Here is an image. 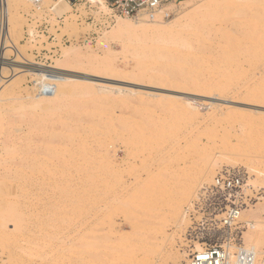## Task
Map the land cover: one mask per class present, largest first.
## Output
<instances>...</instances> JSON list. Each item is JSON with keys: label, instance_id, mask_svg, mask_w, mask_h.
Returning a JSON list of instances; mask_svg holds the SVG:
<instances>
[{"label": "rangeland", "instance_id": "obj_1", "mask_svg": "<svg viewBox=\"0 0 264 264\" xmlns=\"http://www.w3.org/2000/svg\"><path fill=\"white\" fill-rule=\"evenodd\" d=\"M8 1L0 56L30 63L0 68V264H182L204 245L250 246L249 236L253 264H264V0L208 11L187 0L170 23L197 11L168 38L102 42L112 26L91 45L63 46L89 30L68 3ZM68 47L70 66L107 86L40 85ZM225 174L243 182L232 235L214 223L230 206L213 187Z\"/></svg>", "mask_w": 264, "mask_h": 264}, {"label": "built area", "instance_id": "obj_2", "mask_svg": "<svg viewBox=\"0 0 264 264\" xmlns=\"http://www.w3.org/2000/svg\"><path fill=\"white\" fill-rule=\"evenodd\" d=\"M36 8L42 7V0H28ZM73 11L77 23H84L89 30L75 38L63 37L60 45L78 42L79 44H93L106 30L114 26L117 19H127L133 22L165 23L170 22L178 14L181 5L187 0H64ZM83 4V5H82ZM80 6H84L81 13ZM39 9V10H40ZM61 18H57L59 22ZM41 26V27H40ZM42 34H46L52 42L58 43L53 34L48 33L50 28L46 21L39 25ZM58 32V31H56ZM33 35L38 31H33ZM40 34V33H39ZM29 38L32 36L29 35ZM57 54V52H55ZM214 189L227 195L230 203L215 226L228 231L230 235L237 233L243 226L240 222L241 208L238 207L243 182L240 176L225 174L215 179ZM256 254L253 249L244 244H236L231 238L219 246L204 245L199 251L192 252L187 262L182 264H253Z\"/></svg>", "mask_w": 264, "mask_h": 264}, {"label": "bare ground", "instance_id": "obj_3", "mask_svg": "<svg viewBox=\"0 0 264 264\" xmlns=\"http://www.w3.org/2000/svg\"><path fill=\"white\" fill-rule=\"evenodd\" d=\"M45 1V0H44ZM217 0H207L204 5L202 6V10L205 9L206 11L210 10V6L214 3H216ZM7 2L9 3L8 0H0V11H3L4 12V9L6 10V19L2 17V20L0 21V46L4 49L6 46H8L7 44L11 41H7L6 38H8V31H9V26L11 24V21L9 20L8 17V6H7ZM65 1L63 0H60L59 3L61 4H66V3H63ZM96 2H102V1H96ZM9 5V4H8ZM65 6V5H64ZM201 6V5H199ZM198 6V8H199ZM200 8V9H201ZM212 9V8H211ZM192 10H195L197 11V7L196 9H192ZM190 10L189 12L181 15L178 19H176L175 21H173L172 23H145V22H133L132 23H126L125 20L121 21L120 19H117V20H120V21H116L115 25L113 26V28L111 29V31L107 34H104L103 35V40L102 42H108L109 40L111 39H114V38H121L122 37H126L129 42H133V41H136V42H141V40L143 38H146V39H153L154 41H157L159 39H163L165 37H169L171 36L172 34H174L176 31H178V28H181L183 25L187 24L188 21L190 20L191 16L193 15V12L191 13ZM210 12V11H209ZM212 12V11H211ZM12 25V24H11ZM13 27V25L11 26ZM15 27V25H14ZM12 29V28H11ZM32 36V34H29ZM126 40V39H125ZM127 41V40H126ZM79 55V53H78ZM75 56L77 57L76 53L73 51V49L71 48H67L64 50L63 52V56H62V60L61 62H57L55 64V66L53 67V69H51V71H48V70H43V73L39 74L41 75L42 77L38 78L39 79V82H38L40 85L42 86H45V87H52L54 86V88L57 89V91L53 92V93H56V92H59V91H62L64 86L67 84L66 82L67 81H71V78H74V76H72L73 74H77V75H85V76H93L91 75V71L90 72H80V70H76L74 67L70 66V63L72 60L74 59H77L75 58ZM81 56V55H80ZM5 58V57H4ZM3 57L0 56V65H6V67L2 66L0 67L3 71L5 70H10V69H14L15 66L19 63V60H21L19 58V56H15V60H13V62H8V63H5L3 62L2 60L4 59ZM82 58V57H81ZM104 58V57H103ZM19 59V60H18ZM84 59V58H83ZM90 59V57H89ZM88 59V60H89ZM97 59V57L95 58ZM94 59V60H95ZM99 59V57H98ZM102 59V57H101ZM93 60V59H92ZM104 60V59H102ZM101 60V61H102ZM22 63H23V66H24V69L26 67L27 64H29L30 60L28 59H23L21 60ZM90 61V60H89ZM97 61H95L96 63ZM103 62V61H102ZM69 63V64H68ZM73 63V61H72ZM8 65V67H7ZM97 66V64H96ZM90 67V66H89ZM27 68H28V65H27ZM77 68V67H76ZM0 69V70H1ZM93 69V68H92ZM2 71V72H3ZM11 72V71H10ZM29 72V71H28ZM104 77H107V76H104ZM104 77H102L104 79ZM2 78V77H1ZM98 78V77H97ZM106 79V78H105ZM108 79L110 80V78L108 77ZM1 80V79H0ZM73 80V79H72ZM107 81V80H105ZM77 82L76 83V86L75 87H72V89H74L75 91H79V92H82L83 89H86L88 88L89 86L87 84H89L88 81L86 80H78V81H75ZM95 83V82H94ZM94 83H91V84H94ZM105 83V82H103ZM99 84L101 85H104V86H107L106 84H102V82H100ZM99 84H94V86H101ZM88 86V87H87ZM137 86V85H136ZM71 89V90H72ZM48 89H45L43 90L42 92L45 93V91H47ZM87 90V89H86ZM94 90V88H93ZM253 97V96H252ZM252 99V98H251ZM261 100V99H260ZM246 102V101H245ZM264 102V101H263ZM247 104V103H246ZM250 105L253 104V103H249ZM256 104V103H255ZM262 105V104H261ZM255 107H258V106H255ZM264 107V106H263ZM249 108V107H248ZM240 109L241 111V108H238ZM192 112H196V108H193V109H190ZM243 110V109H242ZM246 110V109H245ZM248 110V109H247ZM249 111V110H248ZM243 112V111H241ZM246 112V111H245ZM251 112V111H250ZM253 112V110H252ZM3 120H5V117H3V115H0V138H2L3 136H6V131H7V128H1L3 126ZM15 138V137H14ZM7 140V138H6ZM4 150V149H3ZM11 150V149H9ZM14 151V150H13ZM12 151V152H13ZM7 152V151H6ZM9 153V152H8ZM7 153V154H8ZM14 153V152H13ZM5 155V154H4ZM10 155V153H9ZM15 156V155H12V157ZM3 157V156H2ZM6 164V163H4ZM7 169V168H6ZM3 176V175H2ZM141 207V206H140ZM142 209V208H141ZM176 216V215H175ZM12 228V226H9ZM249 236V235H247ZM249 240L252 241L253 244H251L250 246H247L249 247L250 249H253L255 251V247H254V243H256L257 241V238H254V237H248ZM53 251V248H51V252ZM55 257H50L48 262L46 263H43V264H58V263H55ZM43 260H46V259H43ZM43 260H41L39 262V264H42ZM187 262V261H186Z\"/></svg>", "mask_w": 264, "mask_h": 264}, {"label": "water", "instance_id": "obj_4", "mask_svg": "<svg viewBox=\"0 0 264 264\" xmlns=\"http://www.w3.org/2000/svg\"><path fill=\"white\" fill-rule=\"evenodd\" d=\"M72 76H74L75 79H78V80H86V81H90V82H103L104 81V80H101V79L96 78V77L85 76V75L73 74Z\"/></svg>", "mask_w": 264, "mask_h": 264}]
</instances>
